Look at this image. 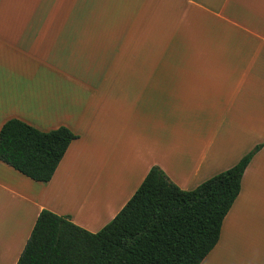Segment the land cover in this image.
<instances>
[{
  "label": "crops",
  "instance_id": "1",
  "mask_svg": "<svg viewBox=\"0 0 264 264\" xmlns=\"http://www.w3.org/2000/svg\"><path fill=\"white\" fill-rule=\"evenodd\" d=\"M11 119L78 138L48 183L0 161V264L43 210L97 233L153 166L192 191L257 147L201 264H264V0H0V131ZM105 188L127 197L98 214Z\"/></svg>",
  "mask_w": 264,
  "mask_h": 264
},
{
  "label": "trees",
  "instance_id": "2",
  "mask_svg": "<svg viewBox=\"0 0 264 264\" xmlns=\"http://www.w3.org/2000/svg\"><path fill=\"white\" fill-rule=\"evenodd\" d=\"M78 136L65 127L44 132L17 119L0 131V161L39 183L52 180ZM260 147L192 191L153 166L131 199L97 233L43 210L17 264H201L219 241Z\"/></svg>",
  "mask_w": 264,
  "mask_h": 264
},
{
  "label": "rangeland",
  "instance_id": "3",
  "mask_svg": "<svg viewBox=\"0 0 264 264\" xmlns=\"http://www.w3.org/2000/svg\"><path fill=\"white\" fill-rule=\"evenodd\" d=\"M246 142H247V139H241V143H242V145L245 147L244 149H247V147L245 146V144H246ZM243 146H242V149H243ZM87 177L85 178L86 180H85V182L84 181H82L84 178L82 177L81 179H79V182L81 183V182H84V184L83 185H88V184H90V182L91 181H93L94 182V178L93 177H90V175H86ZM92 182V183H93ZM82 184V183H81ZM83 185H82V187H83ZM82 187H81V189H82ZM68 188H66L65 190H64V192H63V195H62V197H61V200H62V203L64 204V202H63V199L66 197V195H71V193L70 192H68V190H70L71 188L69 187V189L67 190ZM81 189H80V191H81ZM138 190V189H137ZM104 191H106V195H103V196H97V195H94V198H90L89 199V203L90 204H92L93 206H94V209L96 210V211H98V214L99 213H101V211H102V209H104V205H105V201L108 203V205L110 204V203H112V200H118L117 201V203H116V205H115V207H114V205L112 204V207L113 208H117L118 207V205L120 204V203H122L123 202V200L127 197V196H125L123 193L121 194V193H117V194H114V192H112L110 189H107V188H105L104 189ZM136 192V191H135ZM64 194H65V196H64ZM132 195H134V194H132ZM64 196V197H63ZM71 197H72V195H71ZM80 198H83L84 197V195H81L80 194V196H79ZM85 197H88V196H85ZM131 199V198H130ZM74 200V202H75V200H76V197L73 195V199H72V201ZM101 200V201H100ZM99 201H100V205H101V207H99L98 206V203H99ZM72 203V202H71ZM70 203V205H65L66 207H67V209H72V211L73 212H76L77 214H78V217L80 216L81 218H84L85 216L86 217H89V212H85V211H79V212H77V210L79 209V206L77 205V204H71ZM98 209V210H97ZM76 210V211H75ZM106 214H107V212H104L103 211V213H102V217H101V222H98V227H99V225L106 219ZM96 215L97 214H95V219L97 218L96 217ZM107 221V220H106ZM110 223V222H109Z\"/></svg>",
  "mask_w": 264,
  "mask_h": 264
}]
</instances>
